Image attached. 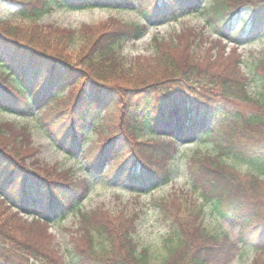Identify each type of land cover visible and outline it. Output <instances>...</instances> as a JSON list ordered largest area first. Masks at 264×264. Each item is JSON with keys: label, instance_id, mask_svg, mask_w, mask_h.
<instances>
[{"label": "trees", "instance_id": "trees-1", "mask_svg": "<svg viewBox=\"0 0 264 264\" xmlns=\"http://www.w3.org/2000/svg\"><path fill=\"white\" fill-rule=\"evenodd\" d=\"M3 1L15 4L17 16L27 17L44 15L54 3L65 0ZM113 1L120 8L121 0ZM203 1L206 0H137V5L146 10L148 20L159 14L175 20L186 11L202 9L221 38L235 45L237 37L246 30L250 32L264 24V0H211L207 6L202 5ZM111 3L112 0H99L95 5L109 7ZM9 19L0 16V108L23 115L43 112L47 119L45 126L53 132L54 140L66 145V151L71 154L80 151L89 171H100L112 179L122 176L133 186L138 183L156 186L168 181L172 170L168 166L159 169L153 163L154 157L168 154L170 147L173 148L170 144L180 138L193 140L194 134L214 144L217 161L216 155H227L264 165V139L259 131V126L264 124V102L249 92L248 77L241 75L235 65L222 64L223 67L206 73L197 54L183 47L180 40L167 42L155 38V61L141 65L138 57L127 66L122 48L143 37L148 28L146 23L110 29L90 25L65 29L36 21L14 25ZM194 36L196 40L199 37ZM195 41L188 46H194ZM179 48L186 49L179 53ZM231 53L230 56L220 53L219 60L231 61ZM237 61L240 59L233 56V62ZM254 66L255 73L264 80V57ZM203 73L209 75V80L208 76L202 77ZM236 101L252 103L255 113L244 115L232 105ZM48 111L51 114L45 115ZM113 111H120V119L112 127V119L104 115ZM55 126L58 128L54 129ZM86 127L98 134V142L87 145L90 139ZM0 132L6 136L1 129ZM143 135L151 139L143 146L155 155L150 159L136 154L135 149L121 147L129 141L132 148V138ZM167 142L169 145L165 146ZM131 156L135 162L125 167ZM27 159L21 148L0 137V197L4 202L15 204L20 197L22 205L17 208L29 214L43 210L64 215L90 190L87 179L79 182L67 172L39 174L27 164ZM201 161L194 159L190 165L194 189L206 201L231 210L232 220L243 223L240 241L253 238L255 251L262 253L253 264H264V204L253 201V205L251 198L253 187L256 190L262 183L261 176L252 172L240 174L236 169L229 171L228 164L223 162ZM95 214H82V223L90 225L93 233L89 235L90 243L84 245L81 241L83 251H78V264H154L147 248L137 245L130 230L110 232L105 226L95 224L100 220ZM34 216L43 220L42 223H49L51 218L46 214L39 217L37 212ZM174 229L176 240L170 238L168 253L157 264H212L213 258L226 254L228 245L232 244L229 235L221 236L205 227L197 238L200 241L186 237V224ZM97 234L110 242V246L92 247V238ZM9 236L0 226L2 250L10 251L7 241L2 239ZM211 241L217 246L210 248ZM209 249L206 256L204 253ZM53 256L63 262L60 255ZM0 264L18 263H9L6 254L0 251Z\"/></svg>", "mask_w": 264, "mask_h": 264}, {"label": "rangeland", "instance_id": "rangeland-1", "mask_svg": "<svg viewBox=\"0 0 264 264\" xmlns=\"http://www.w3.org/2000/svg\"><path fill=\"white\" fill-rule=\"evenodd\" d=\"M98 1L91 0L90 3H83V0H65L59 4L54 3L52 9L44 15L20 17L16 15L15 4L0 0V16H8L9 22L14 25H29L36 21L65 29H75L82 25L110 29L124 24L146 23L148 28L143 37L126 43L122 48L125 60L128 61L127 66L138 57L141 58L138 60H142L141 65L155 61V38L167 42L180 40L183 47H189L197 54L201 60V68L206 70V73L223 67L222 64L224 67L235 65L241 75L248 77L246 88L249 92L264 102V80L255 73L254 66L264 57L263 23L255 26L250 32L246 30L243 35L238 36L237 45H235L234 42L221 38L216 26L209 22L208 14L202 9L186 11L184 15H178L175 20L163 18L162 14L148 20L146 10L137 5V0H133L134 3L130 4L121 0L120 8L113 0L109 7L95 5ZM209 2L211 0L203 1L202 5L207 6ZM194 34L199 36L197 40ZM193 41L196 44L188 46ZM76 46L74 44L73 48ZM186 48H179V53ZM220 53H224L225 56H230L228 53H231L232 60L222 62L221 59L219 60ZM211 54H213L212 57ZM233 56L238 57L240 61L234 63ZM206 76L209 80L208 74H202L203 78ZM232 105L244 115H253L256 111L252 103L236 101ZM42 113L37 111L23 115L0 108V129L6 134L5 136L0 132V137L10 141L13 147L21 148L27 155V164H31L39 174L54 175L67 172L79 182L87 179L90 190L81 202L64 215L43 210L34 211L39 217L45 214L51 217L49 223H42L43 220L35 217L33 213L26 214L21 209L18 210L16 206L14 207L12 203L4 202V199L0 197V226L10 235L2 238L7 241L10 251L1 248L0 251L6 254L9 263L16 261L18 264H78V251H83L81 241L87 245L90 243L89 235L93 233L90 231V225L84 226L82 223V214L86 212H95L96 218H100L95 224L105 226L110 232L119 231V229L130 230V235L135 238L137 245L141 249L147 248L154 264L164 259L171 245L170 238L173 237L176 240L174 228H180L182 224L188 227L186 237L189 239L199 238L203 227L221 236L229 235L232 244L228 245L226 254L222 253L213 258L212 264H253L256 258L261 256V252L255 251L253 238L250 237L248 242L240 241L243 223L236 224L232 220L231 210L219 208L214 202L206 201L194 189L190 165L194 159L202 160V163L210 160L213 164L219 162L228 164L229 171L237 170L240 174H247V172L259 174L262 183L256 190L251 186L253 187L252 203L254 201L258 204H264V165L261 166L259 162L249 158L235 159L227 155L223 157L216 155L220 158H217L219 160L217 161L215 158L217 150L214 144L204 138L199 139L195 134L193 140L189 142L184 138L178 139L177 143L170 144L173 148L170 147L168 154L156 157L150 154V149L147 151L143 149V146L148 145V141L151 140L148 135H143L132 138L134 145L132 148L129 141L122 143L121 147L127 148L126 150L135 149L136 154L139 153L146 159L155 156L154 165L162 170L163 167L168 166L172 174L168 181L156 186H141L140 183L133 186L122 176L112 179L100 171H89L86 167L87 161L80 151L71 154L66 151V145L54 140L53 132L45 126L44 121L47 119ZM103 113L104 110L100 111L101 115ZM44 114L48 115L51 112H44ZM119 115L120 111H113L104 116L108 120L112 119L110 125L113 127L119 121ZM111 126L107 127L112 129ZM57 128L55 126L54 129ZM90 129L89 127L85 129L90 139L87 145L93 141H99L98 134L91 133ZM259 131L264 139V124L259 126ZM167 144L169 145V142L165 146ZM132 157L125 167L135 162V158ZM16 204L22 205L20 197L17 198ZM23 211L26 210L23 209ZM211 242L210 248L217 246L216 242ZM91 245L98 249L107 245L109 247L110 242L108 244L104 237L97 234L93 236ZM210 251L211 249L204 254L207 256ZM54 253L58 257L60 255L63 262L54 257Z\"/></svg>", "mask_w": 264, "mask_h": 264}]
</instances>
